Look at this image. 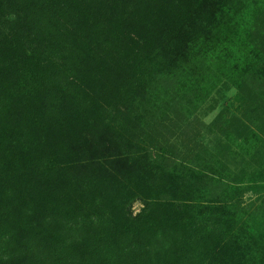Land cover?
<instances>
[{
	"label": "trees",
	"instance_id": "obj_1",
	"mask_svg": "<svg viewBox=\"0 0 264 264\" xmlns=\"http://www.w3.org/2000/svg\"><path fill=\"white\" fill-rule=\"evenodd\" d=\"M223 78L258 88L230 141L263 157L264 31L235 0H0V264H264V175L182 126Z\"/></svg>",
	"mask_w": 264,
	"mask_h": 264
},
{
	"label": "rangeland",
	"instance_id": "obj_2",
	"mask_svg": "<svg viewBox=\"0 0 264 264\" xmlns=\"http://www.w3.org/2000/svg\"><path fill=\"white\" fill-rule=\"evenodd\" d=\"M235 3L243 8L244 14L249 15L257 31H264V0H235ZM215 85L197 108L182 103L181 106L186 110L182 126L188 131L190 141H195L198 147L202 148L203 156L207 153L220 155L224 166L232 172L245 174L248 180L251 177L258 179L261 174L264 175V156L242 157L238 148L233 147L230 141L231 135H234L240 126L243 128L247 124L246 110L258 95V88L254 85L248 88L246 93H242L232 80L226 78ZM175 133L168 143L185 150L182 144L185 138L181 137L179 130ZM261 182L264 183V178ZM243 202L246 206L254 205L264 209V192L246 193ZM142 208L141 202L135 203L134 213H139Z\"/></svg>",
	"mask_w": 264,
	"mask_h": 264
}]
</instances>
